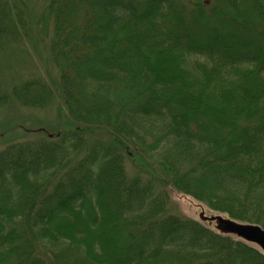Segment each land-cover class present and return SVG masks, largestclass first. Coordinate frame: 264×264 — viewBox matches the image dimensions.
Listing matches in <instances>:
<instances>
[{"label":"trees","instance_id":"1","mask_svg":"<svg viewBox=\"0 0 264 264\" xmlns=\"http://www.w3.org/2000/svg\"><path fill=\"white\" fill-rule=\"evenodd\" d=\"M56 101L0 148V264H264L170 207L264 229V0H0V109Z\"/></svg>","mask_w":264,"mask_h":264},{"label":"rangeland","instance_id":"2","mask_svg":"<svg viewBox=\"0 0 264 264\" xmlns=\"http://www.w3.org/2000/svg\"><path fill=\"white\" fill-rule=\"evenodd\" d=\"M32 47V44H30ZM45 48L43 45L40 47L37 45L35 48L28 49L27 58L30 59V65L23 61H19L17 64L11 66L9 71L16 73L23 72H42L41 66L47 62V56L45 55ZM25 60V59H24ZM47 70L49 72H54L48 65ZM66 112L58 101L46 109H26V108H12L0 109V148L4 147L7 143L19 141L22 139H28L34 137V133L38 129H48V130H60L64 126V118ZM32 133V134H31ZM127 171L132 172V167L128 161ZM170 207L174 214L184 216L187 218H192L200 221V213L203 210L206 216L218 215L212 210H209L204 204L194 201L192 198L185 196L177 192L170 193ZM226 217L223 214H219ZM207 226L212 229L217 228L216 222H204ZM233 236V235H232Z\"/></svg>","mask_w":264,"mask_h":264},{"label":"water","instance_id":"3","mask_svg":"<svg viewBox=\"0 0 264 264\" xmlns=\"http://www.w3.org/2000/svg\"><path fill=\"white\" fill-rule=\"evenodd\" d=\"M200 221L216 222L219 231L233 235L240 240L253 244L264 253V229L256 224L238 222L221 215L206 216L202 210Z\"/></svg>","mask_w":264,"mask_h":264}]
</instances>
